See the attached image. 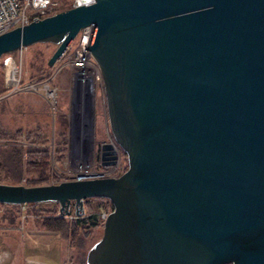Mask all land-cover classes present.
<instances>
[{"label":"water","instance_id":"water-1","mask_svg":"<svg viewBox=\"0 0 264 264\" xmlns=\"http://www.w3.org/2000/svg\"><path fill=\"white\" fill-rule=\"evenodd\" d=\"M89 23L127 165L112 176L0 181V201L53 200L78 214L85 197L109 198L85 264H264V0H94L1 32L0 56L51 41L53 65ZM84 84L79 107L92 123V77ZM115 151L103 140L95 155L111 163Z\"/></svg>","mask_w":264,"mask_h":264},{"label":"rangeland","instance_id":"rangeland-1","mask_svg":"<svg viewBox=\"0 0 264 264\" xmlns=\"http://www.w3.org/2000/svg\"><path fill=\"white\" fill-rule=\"evenodd\" d=\"M77 42V35L68 43L65 48V54L59 56L49 65L47 60L56 47L55 42L36 41L14 51H10L13 62L20 66V75L23 79L28 78H46L58 86V101L56 110H52L46 100L39 93L33 91H19L10 94L7 84V76L10 71V65L3 62V53L0 56V84H3L4 90L0 93V130H23L21 136L14 139L0 136V143L9 142L20 144L25 147L32 144L25 138L24 131L27 129L46 134V139L35 142V145H48L50 151V171L52 175L50 181H59L74 174L81 152L86 151L82 146V140L77 143L75 136V125L72 127L74 119L73 113V69L69 65L60 67L63 57L71 53ZM40 60H43L42 65ZM94 118L92 119L94 150L97 144L103 140H108L111 135L104 89L98 86L93 91ZM84 110V108H83ZM67 114V126L64 134V146L66 147L63 156L58 158L55 147L61 145L58 141L61 135V126L59 127V118L62 114ZM82 129L84 121L81 118ZM70 122L71 125H70ZM74 128V129H73ZM73 129V130H72ZM63 146V145H62ZM89 147V142H86ZM119 147V146H118ZM120 152L121 148L119 147ZM81 151V152H80ZM57 158V159H56ZM93 160V159H92ZM119 165L121 170L127 165L126 154L121 152ZM26 176H29L27 173ZM9 182V181H7ZM101 200L92 198L84 203L85 215L91 212H100L105 209L104 204L97 209L95 206ZM54 206L49 202H44L41 206L33 203H20V205H6L0 203V264H70V253L73 250L71 246V224L74 218V208L67 214L57 213L59 211H49L42 208ZM41 207V210H40ZM16 210L15 217L10 219L9 211ZM75 213V212H74ZM62 216V222L65 220L64 227L47 228L43 225L46 217ZM61 222V221H60ZM55 224V223H54ZM87 224L81 227V236H86L83 241L86 242L85 250L102 233L103 223L96 227ZM84 233V235H82ZM85 251V252H86ZM86 258V253H85Z\"/></svg>","mask_w":264,"mask_h":264},{"label":"built area","instance_id":"built-area-1","mask_svg":"<svg viewBox=\"0 0 264 264\" xmlns=\"http://www.w3.org/2000/svg\"><path fill=\"white\" fill-rule=\"evenodd\" d=\"M94 0H71V5L88 4ZM59 0H0V33L9 28L27 23L31 18L44 16L53 13L59 8ZM93 23L83 26L77 33V42L70 54L63 57L60 67L69 65L80 74V82L82 75L88 73L92 77L93 91L100 86L103 88L102 74L97 62L92 57L88 43L92 33ZM65 54V50L62 55ZM60 55V57L62 56ZM6 65H10V71L7 76V91L12 94L19 91H33L42 95L52 110H56L58 101V86L52 81L43 78H28L23 79L20 75V66L13 62L10 52L3 58ZM84 79L82 80V84ZM108 141L114 144L116 149L115 160L111 163H102L100 157L95 155L93 149L89 156H86L84 161H79L72 176L67 178L85 179L103 176L118 175L122 170L119 165L120 149L115 143L112 136H109ZM93 159V160H92ZM108 210L102 209L99 212L100 218L106 217Z\"/></svg>","mask_w":264,"mask_h":264},{"label":"trees","instance_id":"trees-1","mask_svg":"<svg viewBox=\"0 0 264 264\" xmlns=\"http://www.w3.org/2000/svg\"><path fill=\"white\" fill-rule=\"evenodd\" d=\"M59 8H66L70 6L71 0H59ZM40 64L42 65L43 60H40ZM4 90L3 84H0V93ZM45 100V99H44ZM62 114L59 118V127L61 126V132L58 134L61 135L60 140L58 143H61V145H58L55 147V152L57 154V157L60 158L63 156L64 149L66 148L64 146V134L66 132V126H67V114ZM21 133H23V130L21 131L20 128H16L15 130H0V136L7 137V139H14L21 136ZM25 138L29 141H32V144H28L25 147L22 145H18L15 143H9V142H3L0 143V181H9V182H23L26 184H36V183H46L49 182L50 177L53 176L52 172L50 171V151L48 145H35V142L42 141L46 139V134L37 132L34 130L27 129L24 131ZM63 145V146H62ZM94 148L92 147V150ZM121 152L123 155H125V152L121 149ZM57 159V158H56ZM28 174L29 176H26L25 174ZM98 199L101 200L98 203H96L95 207L97 209L101 208V205L104 204L105 210H110L112 208V202L109 198L105 196H88L83 199V202L87 201L88 199ZM44 202H49L54 204V206L48 207V208H42L49 211H58L57 208V201L48 200V201H31L26 203H33L35 205L41 206ZM6 205H20V203H8V202H1ZM73 205H70V210H72ZM41 210V207H40ZM10 213V219L15 217L16 210L11 209L9 211ZM57 213H64L59 209ZM66 214V213H64ZM74 218L72 219V222L70 228V238H71V246H73V250L70 253V264H85V245L86 242L83 241V238H86V236H81L82 230L80 229L84 225H89L93 230L94 227H96L99 223L102 224L103 221L100 218V215L98 212H91L90 214L85 215L84 213H74ZM62 216H53V217H46L43 221V225H45L47 228H62L66 226L65 224L68 222H65V220L62 222L61 220ZM61 221V222H60ZM55 223V224H54ZM84 235V233L82 234Z\"/></svg>","mask_w":264,"mask_h":264},{"label":"bare ground","instance_id":"bare-ground-1","mask_svg":"<svg viewBox=\"0 0 264 264\" xmlns=\"http://www.w3.org/2000/svg\"><path fill=\"white\" fill-rule=\"evenodd\" d=\"M73 69V113H74V121L73 123L70 122V125L72 123V127L73 125H75V136H76V140H77V143L80 142V140H82V146L86 147V151L85 153L84 152H81V155L79 156L80 158V161H84L85 157L86 156H89L88 154L92 152V134L89 133L88 131V127L91 126L92 127V123H90L89 119H88V114L84 111L86 110V108H84V106L82 107H79L80 105V101H81V93H80V89H81V84H82V80L87 78V80L89 81V78L91 77L90 74L86 73L84 75H82V80L81 82L79 81L80 79V74L78 71H75L74 68H71V70ZM89 77V78H88ZM81 83V84H80ZM79 85V87L77 86ZM86 87H85V84L83 82L82 84V94L83 92L86 93ZM82 96V95H81ZM82 103V101H81ZM84 108V110H83ZM79 110L80 112L82 113V117L79 116ZM81 118L83 119L84 121V127L82 129V126H81V123H82V120ZM89 122V124H88ZM72 129V130H73ZM92 130V129H91ZM93 132V131H92ZM86 142H89V147L86 146ZM81 145V143H79ZM98 146V144H97Z\"/></svg>","mask_w":264,"mask_h":264},{"label":"flooded vegetation","instance_id":"flooded-vegetation-1","mask_svg":"<svg viewBox=\"0 0 264 264\" xmlns=\"http://www.w3.org/2000/svg\"><path fill=\"white\" fill-rule=\"evenodd\" d=\"M94 118V106H93V112H92V117H91V121ZM93 122V121H92ZM92 142H94V140L92 139ZM93 145V144H92Z\"/></svg>","mask_w":264,"mask_h":264},{"label":"crops","instance_id":"crops-1","mask_svg":"<svg viewBox=\"0 0 264 264\" xmlns=\"http://www.w3.org/2000/svg\"><path fill=\"white\" fill-rule=\"evenodd\" d=\"M44 264H46L45 262H43Z\"/></svg>","mask_w":264,"mask_h":264}]
</instances>
